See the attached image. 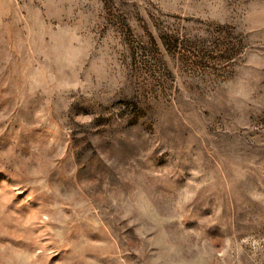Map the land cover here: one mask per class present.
<instances>
[{
    "label": "rangeland",
    "instance_id": "obj_1",
    "mask_svg": "<svg viewBox=\"0 0 264 264\" xmlns=\"http://www.w3.org/2000/svg\"><path fill=\"white\" fill-rule=\"evenodd\" d=\"M0 264H264V0H0Z\"/></svg>",
    "mask_w": 264,
    "mask_h": 264
}]
</instances>
